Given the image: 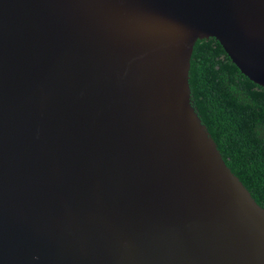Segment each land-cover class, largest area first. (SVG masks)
I'll list each match as a JSON object with an SVG mask.
<instances>
[{
  "label": "water",
  "instance_id": "1",
  "mask_svg": "<svg viewBox=\"0 0 264 264\" xmlns=\"http://www.w3.org/2000/svg\"><path fill=\"white\" fill-rule=\"evenodd\" d=\"M209 38L264 88V0H0V264H264L191 102Z\"/></svg>",
  "mask_w": 264,
  "mask_h": 264
},
{
  "label": "trees",
  "instance_id": "2",
  "mask_svg": "<svg viewBox=\"0 0 264 264\" xmlns=\"http://www.w3.org/2000/svg\"><path fill=\"white\" fill-rule=\"evenodd\" d=\"M189 85L192 105L227 167L264 209V88L214 38L196 42Z\"/></svg>",
  "mask_w": 264,
  "mask_h": 264
}]
</instances>
